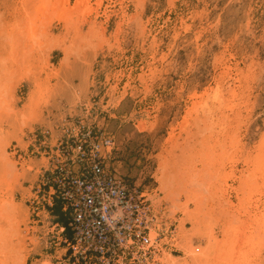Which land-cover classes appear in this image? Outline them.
Here are the masks:
<instances>
[{"label":"rangeland","instance_id":"obj_1","mask_svg":"<svg viewBox=\"0 0 264 264\" xmlns=\"http://www.w3.org/2000/svg\"><path fill=\"white\" fill-rule=\"evenodd\" d=\"M27 1L34 7L29 8ZM34 1L0 0V102H9L0 105V141L20 174L17 180L2 178L6 171L0 155V201L15 207L9 215H0V264L68 263L70 254L63 239L72 237L62 232L58 216L50 209L47 178L64 125L80 122L115 137L112 169L141 189H155L150 195L152 203L160 199L156 206L166 210L167 245L163 250L175 256L185 255L176 241L182 224L190 232L194 228L184 204L189 212L198 205L191 194L188 198L184 194L176 203L183 204L182 210L173 209V201L160 187L161 169L167 161L169 166L183 163L179 164L183 171L204 176L203 152L213 154L205 147L214 146L218 163L214 167L219 174L206 193L210 199L201 197V227L192 235V246L200 252L211 247L205 257L218 259L213 262L219 264L222 253L227 255L238 243L233 256L249 255L248 264H264V231L258 236L261 245L254 247L240 220L227 227L228 211L224 212L240 206L242 194L238 191L242 189L238 188L243 179L251 175L256 185L264 182V0H90L79 12L74 11L78 0H67L70 11L66 13L61 10L63 0ZM57 6L61 21L58 14L50 13ZM37 9H45V15H37ZM46 22L52 25L43 26ZM30 25L42 27L37 29L38 36L43 27L51 36L41 49L34 47L32 60L26 62L21 47L28 45ZM95 26V37L88 38ZM56 36L63 40L62 47L51 48L50 41ZM37 39L44 40L43 36ZM68 46L77 52L62 65ZM70 61L77 64L75 77L65 74ZM219 87L226 96L222 106L204 96ZM233 90L236 99L231 97ZM205 103L213 107L212 115H207ZM198 182L195 184L200 186ZM198 189L203 193L198 186L191 192L198 193ZM255 194L249 200L259 219L258 210L264 213V185ZM173 224L175 229L170 232ZM232 260L229 264H237V259Z\"/></svg>","mask_w":264,"mask_h":264},{"label":"built area","instance_id":"obj_2","mask_svg":"<svg viewBox=\"0 0 264 264\" xmlns=\"http://www.w3.org/2000/svg\"><path fill=\"white\" fill-rule=\"evenodd\" d=\"M116 149L115 137L98 126L80 122L63 127L47 184L50 206L57 198L69 215L73 236L63 239L70 254L67 264H148L160 252L166 210L153 207L155 189H141L110 167ZM158 220L161 227L153 240ZM174 229L173 224L169 230Z\"/></svg>","mask_w":264,"mask_h":264},{"label":"bare ground","instance_id":"obj_3","mask_svg":"<svg viewBox=\"0 0 264 264\" xmlns=\"http://www.w3.org/2000/svg\"><path fill=\"white\" fill-rule=\"evenodd\" d=\"M34 1V0H33ZM45 3H47V4H49L50 2H48V1H46V0H43ZM63 1H65L62 5H61V10H64V13H66L67 11H70V9L67 7L66 8V6L68 5V1L67 0H63ZM90 0H78L77 1V4H76V6H75V9H74V11L75 12H79V11H81V10H84V5L83 4H85L86 6H88V2H89ZM5 2V1H4ZM28 2V1H27ZM38 2V1H37ZM61 2V1H60ZM101 2H102V0H101ZM100 2V3H101ZM35 3V4H34ZM34 5H37L36 4V2L34 1ZM44 3V4H45ZM43 4V3H42ZM30 4H29V2H28V6H29ZM43 7L45 6V5H42ZM60 6V5H59ZM90 6V5H89ZM34 7V6H33ZM33 7H30L29 6V8H33ZM13 9V8H12ZM48 9V8H47ZM57 9H58V6H57V8H51L50 9V13H51V15H54L55 17H57L56 15L58 14V19H60V21H61V19L62 18H60L61 17V15H59V13L57 12ZM31 10H33V9H31ZM37 12H36V14L37 15H42V16H44L45 15V9H37L36 10ZM47 11H49V10H47ZM29 12V11H28ZM53 13V14H52ZM72 13H74V12H72ZM29 14V13H28ZM1 15V14H0ZM29 15H31V14H29ZM35 15V14H34ZM66 15V14H65ZM68 15V14H67ZM74 15V14H73ZM63 16V15H62ZM69 16V15H68ZM75 16V15H74ZM29 17V16H28ZM36 17V16H35ZM64 17V16H63ZM50 18H52V16L50 17ZM56 18V19H57ZM69 18V17H68ZM109 18V17H108ZM55 19V20H56ZM35 20V19H34ZM41 20V19H40ZM53 20V19H52ZM19 21V20H18ZM36 21V20H35ZM6 22V21H5ZM52 22V21H51ZM31 23H32V21H31ZM33 23H34V21H33ZM128 23V22H127ZM35 25H36V22L34 23ZM21 25V24H20ZM49 25H52L51 23H47L46 22V24H43V26H49ZM31 26V25H30ZM40 28H42V27H40ZM40 28H38V26H37V29H39V30H41ZM36 29V26H31V31H30V33H29V35L27 36V38H26V40H25V44H28V45H26V47L24 46V48L23 47H21V50H22V52H23V54H21V55H24V58L25 59H23V60H26V62H27V60L28 61H31L32 60V57H33V51H34V47L35 48H39V49H41L42 47H43V43L45 44L46 43V41H47V39L51 36L50 34L51 33H49V31L48 30H46L45 29V27H43V30L41 31V33L42 34H39L40 36H43V38H44V40H38L37 39V37H40V36H38V30ZM76 30V29H75ZM12 31H15V29H13ZM19 32V31H18ZM95 32H96V26L93 28V30L92 31H90L89 30V32H88V38L90 37H92V36H94L93 34H95ZM98 32V31H97ZM15 33V32H14ZM9 34V33H8ZM78 34V33H77ZM10 35H12V34H9V36ZM22 35V34H21ZM26 35H27V33H26ZM79 35V34H78ZM77 35V36H78ZM11 37V36H10ZM95 37V36H94ZM24 38V37H23ZM62 38V37H61ZM13 39H14V36H13ZM20 39V38H19ZM84 39H86V37L85 38H83V41H84ZM18 40V39H17ZM97 40V39H96ZM63 40H61L60 39V37H57L56 36V38H54L53 37V39L50 41L51 42V48H60V47H62V44H63V42H62ZM79 41V40H78ZM80 42V41H79ZM91 42V41H90ZM84 43V42H83ZM106 43V42H105ZM80 44H81V42L79 43V49L81 48V49H83L82 47H80ZM91 44H93V43H91ZM21 45V44H20ZM11 46H13V45H11ZM32 46H33V49H32ZM49 46V45H48ZM83 46V45H82ZM19 47V46H18ZM18 47H17V49H18ZM87 47V46H86ZM23 48V49H22ZM47 49H49V47H47ZM61 49H63V48H61ZM20 50V49H19ZM64 50V49H63ZM65 50H66V54H65V59L63 60V63H62V65L63 64H66L67 62H69V60H70V57L72 56V55H74L76 52H77V50L76 49H72V48H70L69 46L67 47V49L65 48ZM64 50V51H65ZM74 50H76V52L74 51ZM88 50V49H87ZM12 51V50H11ZM18 51V50H17ZM16 51V52H17ZM89 51V50H88ZM19 52V51H18ZM14 53H15V50H14ZM44 53V52H43ZM12 54V53H11ZM20 54V52L18 53V55ZM45 54V53H44ZM81 54V53H80ZM16 55V54H15ZM21 55H19V56H21ZM46 55V54H45ZM79 55V54H78ZM5 57V56H4ZM21 57H23V56H21ZM17 58V57H16ZM43 58V57H42ZM46 59V58H45ZM19 60V59H18ZM34 61V60H33ZM41 61V60H40ZM21 63H19L20 65L22 64V60L20 61ZM18 64V65H19ZM41 64V63H40ZM19 65V66H20ZM23 65V64H22ZM21 65V66H22ZM20 69V68H19ZM3 70V69H2ZM4 74V73H3ZM229 75V74H228ZM223 76V75H222ZM20 77V76H19ZM231 77V76H230ZM225 78V77H224ZM231 79V78H230ZM236 79V78H235ZM6 81V80H5ZM5 81H3V84H4V82ZM224 83V82H223ZM234 83V82H233ZM40 84V83H39ZM39 84H37V85H39ZM224 85V84H223ZM228 86V85H227ZM243 87V86H242ZM5 88V87H4ZM234 88V87H233ZM239 88V87H238ZM221 89V90H220ZM241 89V88H240ZM230 90V89H229ZM5 91V92H4ZM3 91V93H8L7 91H6V89ZM238 91V90H237ZM222 92H224L223 90H222V88L221 87H219V88H217V89H214L213 90V92L212 91H210V92H206V93H204L205 95L204 96H208V97H210V99H212V101H213V103H217V105H218V103H220V106H222V104L224 105L225 104V101H224V97H226V96H222ZM230 92V91H229ZM239 92V91H238ZM231 97H233V98H235L236 99V97H237V94H236V91H234L233 90V92L231 91ZM5 94H3L2 96L3 97H5V96H7V95H5ZM228 94V93H227ZM5 95V96H4ZM225 95H226V93H225ZM239 95V94H238ZM30 96H32V95H30ZM196 97V96H195ZM5 98H7L8 99V97H5ZM203 98V97H202ZM1 99V98H0ZM32 99H33V97H32ZM32 99L30 98V103H31V105H32ZM196 99H197V97H196ZM2 101V100H1ZM228 101V100H227ZM226 101V102H227ZM6 102V101H5ZM5 102H0V105H2L1 106V108L3 107V105L5 106L6 104H7V102L5 103ZM230 102V101H229ZM232 102V101H231ZM2 103H5V104H2ZM9 103V102H8ZM10 103H11V101H10ZM228 103V102H227ZM34 105V104H33ZM206 105V113H207V115H212V113H213V107L212 106H208L209 104L208 103H205L204 104V106ZM228 105H229V103H228ZM8 106V105H7ZM196 106H197V103H196ZM227 106V105H226ZM231 106V105H230ZM203 108V107H202ZM5 109V108H4ZM6 109H8V108H6ZM26 109V108H25ZM25 109H23V110H25ZM204 109V108H203ZM218 109V108H217ZM29 110V109H28ZM215 111V110H214ZM219 111V110H218ZM9 112H11L10 110H9ZM0 113H1V110H0ZM4 114H5V112H3ZM2 113V114H3ZM7 113V112H6ZM12 113V112H11ZM239 113V112H238ZM10 114V113H9ZM1 115V114H0ZM9 116V115H8ZM0 117H2V116H0ZM18 117V116H17ZM22 117H23V119H24V117L25 116H23L22 115ZM206 117V116H205ZM4 118V117H3ZM27 118L28 117H26V120H27ZM199 118V117H198ZM225 118V117H224ZM188 119V118H187ZM0 120H1V118H0ZM185 121V120H184ZM200 121V120H199ZM1 122H2V120H1ZM185 123H187V125H188V122H187V120H186V122ZM28 124V123H27ZM193 124H194V122H193ZM197 124V123H196ZM5 125V124H4ZM2 126V125H1ZM184 126V125H183ZM203 126H204V124H203ZM206 126V125H205ZM211 126V125H210ZM205 128V127H204ZM199 129V128H198ZM207 130V129H206ZM220 130V129H219ZM190 131V130H189ZM204 131V130H203ZM3 133V132H2ZM199 133V132H198ZM203 134V133H202ZM226 134V133H225ZM2 135V134H1ZM200 135H201V133H200ZM224 135V134H223ZM195 136V135H194ZM193 136V137H194ZM226 136V135H225ZM224 137V136H223ZM187 138V137H186ZM197 138H198V136H197ZM219 138V137H218ZM217 138V139H218ZM226 138V137H225ZM228 138H229V136H228ZM194 139V138H193ZM214 139H215V137H214ZM220 139V138H219ZM236 139V138H235ZM262 139V138H261ZM0 140H2V139H0ZM191 140V139H190ZM195 140V139H194ZM3 141V140H2ZM186 141H189V140H186ZM199 141V140H198ZM215 141V140H214ZM225 141V140H224ZM261 141H263V140H261ZM260 141V142H261ZM200 142V141H199ZM218 142H219V140H218ZM223 142V141H222ZM201 143V142H200ZM216 143V142H215ZM221 143V142H220ZM224 143V142H223ZM227 144V143H226ZM261 144V143H260ZM264 143H262L261 145H263ZM217 145V144H216ZM172 146V145H171ZM195 146H198V145H195ZM202 146V145H201ZM179 147V146H178ZM185 147V146H184ZM191 147V146H190ZM210 147H212V146H210V145H207L206 147H205V149L207 150L208 148V150H210V152L211 151H213V154H211V153H209V152H207L206 150V152H203V153H205V156H204V159L202 160V162L204 163V161H205V167L203 168L202 167V169H201V172L204 174V176L202 175V174H200V172H197V173H195L194 175L192 174V173H187L186 171H183V168L181 169L180 168V166H179V164L178 165H176V164H173L174 166H169V161H167L168 163H166V162H164V166H163V168L161 169L162 170V175L160 176V178H159V182H160V187L162 188V190L164 191V192H166L167 193V198L168 199H170V200H172L173 201V205L171 206L173 209H177V210H182V205H180V204H176L178 201H180V197L181 196H183L184 194H186V196H187V198H188V196L191 194V196H192V199L197 203V205H198V208L197 209H195V210H192L191 212H189V206H188V204H184V205H186V208L184 207V212H185V214L186 215H188V219H191V221L194 219V228H193V230L190 232V231H188V230H185V226H184V224H182V228H181V230H180V232H179V237L176 239V241H178L180 244H179V247L181 248V250L182 251H184V256H175V255H173V254H171V253H167L166 252V250H163L164 249V246H163V244H162V242H164V241H166V235L163 237V239L159 242L161 245H160V247H159V250H160V252L159 253H157V254H155V255H153L150 259H147V263L148 264H214V262L213 261H217L218 259H215L214 260V258H212V257H205V254H207L208 253V249L209 248H211V247H209V248H206V249H204V248H202V251L203 252H200V251H195V249H194V247L192 246L193 245V236L195 235H193V233H195V231H197V232H199V230H200V225H198V222H199V218H198V213H200L201 212V207H200V204H201V201H203L204 200V198H206L207 196V200H208V198H209V195H207L206 193H208V192H210V188L212 187V179H215V177L217 176V174H219L218 173V170H215L216 168L214 167V165L215 166H218V163H217V161H215V159L217 158L216 156V158L214 159V148L212 147V148H210ZM217 147V146H216ZM218 147H219V145H218ZM232 147H233V145H232ZM238 147V146H237ZM173 148V147H172ZM192 148V147H191ZM198 147H196V149H197ZM200 148V147H199ZM222 148V147H221ZM224 148V147H223ZM234 148V147H233ZM6 149H7V146H5V145H3L2 143H1V141H0V155L2 156V158H3V160H4V162H3V169L6 171L5 172V174H4V176H2V178L3 177H5V180H7V181H9L10 180V178H12V180H17L18 179V177H19V173H18V169H17V164L15 163V162H13L11 159H9V157H8V154L6 153ZM201 149H202V151H203V149H204V146H202L201 147ZM186 150V149H185ZM187 150H189V149H187ZM193 150H195L194 148H193ZM262 151H264V150H262ZM8 152V151H7ZM169 152V151H168ZM190 152H192V151H190ZM220 152H221V149H220ZM258 153H259V151H257ZM198 153V152H197ZM199 153H200V151H199ZM223 154V153H222ZM257 154V153H256ZM219 155H220V153H219ZM258 155V154H257ZM221 157V156H220ZM225 157V156H224ZM203 158V157H202ZM246 158V157H245ZM244 158V159H245ZM261 158H263V157H261ZM167 159V158H166ZM162 160V159H161ZM184 160V159H183ZM226 161V160H225ZM231 162H232V160H230ZM259 161H260V159H259ZM181 162V161H180ZM188 162V161H187ZM199 162V163H198ZM198 162H196V163H198V164H202V163H200V159H199V161ZM218 162H221L220 161V159H219V161ZM249 162H250V160H249ZM224 163V162H223ZM227 163V162H226ZM229 163V162H228ZM252 163V162H251ZM262 163V162H261ZM171 164V165H172ZM181 164H183V163H181ZM180 164V165H181ZM190 164V163H189ZM188 164V165H189ZM220 164V163H219ZM176 165V166H175ZM247 165V164H246ZM249 165V164H248ZM262 165V164H261ZM169 166V167H168ZM179 166V167H178ZM187 166V165H186ZM194 166V165H193ZM222 165H220V167H221ZM264 166V165H263ZM182 167H184L185 168V166H182ZM231 167V166H230ZM257 167H259V165L258 164H256L255 165V169L257 168ZM262 167V166H261ZM31 168V167H30ZM189 167H187V170L189 171L190 170V168L188 169ZM193 168H195V167H193ZM251 168V167H250ZM2 169V170H3ZM197 169V168H196ZM196 169H194V170H196ZM260 169V168H259ZM160 170V171H161ZM200 170V169H199ZM261 170H263V169H261ZM28 171V170H27ZM193 171V170H192ZM186 172V173H185ZM196 172V171H195ZM255 172H259V173H261L259 170H255ZM254 172V173H255ZM27 173V172H26ZM252 173V172H251ZM253 173V175L255 176V177H259V178H262V177H260V176H257L256 174H254ZM220 174H221V172H220ZM248 174V173H247ZM264 174V173H263ZM203 176V177H200V176ZM232 175V174H231ZM226 177V176H225ZM228 177V176H227ZM231 177V176H230ZM233 177V176H232ZM231 177V178H232ZM202 179L203 180V182H201V180L200 179ZM222 178H224V177H222ZM230 178V179H231ZM242 178V177H241ZM256 178V180H258ZM3 180V179H2ZM200 180V182H198ZM233 180V179H232ZM262 181H264V178H262L261 179ZM11 181V180H10ZM221 181V180H220ZM255 181V178H252L251 177V175H250V177H248L247 176V179L245 180V179H243V181H242V183H241V185H240V187L238 188V189H242V190H239L238 192H239V194H242V197L240 198V200H241V202H240V206L239 207H237V209H232V208H230V207H228V208H225L224 209V212H226V211H228V212H226V217H225V219H227V227L228 226H230V225H232L231 223L232 222H234V220L235 221H239L240 220V223H241V225H243V227H244V231L246 232L247 230H248V232L250 233V235L248 236L249 237V239H252V240H250V243L255 247V246H257V245H261V243H259L260 241H258V236L261 234V232H263L264 231V213H262V214H260V212H259V210H258V214L260 215H258V217H260L259 219H257V211L256 210H253V207L250 205V200L249 199H251V197L253 196V195H256L255 194V191H260L261 189H263V185H264V182H263V184L261 185L260 184V186L259 185H256L255 183H253ZM201 183L200 184V186H199V184L197 185V184H195V183ZM239 182H241V181H239ZM259 182V181H258ZM11 183V182H10ZM6 184V183H5ZM220 184H222V183H220ZM225 184V183H224ZM224 184H222V185H224ZM255 184V185H254ZM198 187H200L201 188V190L203 191V193H201V191L200 192H196L195 191V193H192L193 191H192V188H196L197 186ZM196 186V187H195ZM191 187V188H190ZM217 187V186H216ZM233 187V186H232ZM3 188V187H2ZM225 189V188H224ZM232 189V188H231ZM195 190V189H194ZM223 190V189H222ZM192 191V192H191ZM225 191V190H224ZM224 191H223V193H224ZM216 192V191H215ZM222 192V191H221ZM251 194H253V195H251ZM215 195V194H214ZM224 195V194H223ZM222 195V196H223ZM258 195V194H257ZM259 195H261V194H259ZM219 196V195H218ZM230 196V195H229ZM241 196V195H240ZM201 197H204L202 200H201ZM215 197V196H214ZM238 198H239V196H238ZM210 199V198H209ZM213 200H214V198H212ZM211 199V200H212ZM253 199V198H252ZM226 201V200H225ZM152 202V201H151ZM160 202V199H158V202H157V200H154L153 201V207H155V209H157L158 207L156 206V204L157 203H159ZM230 202V201H229ZM186 203H188L187 201H186ZM211 203V202H210ZM252 203V202H251ZM253 204V203H252ZM196 205V204H195ZM194 205V206H195ZM228 206V205H227ZM231 207H234V206H232V203H231ZM12 209H15V207H13L12 205H11V202H8V201H0V215L1 216H7V215H9L10 214V212H11V210ZM255 209V208H254ZM223 211V210H222ZM175 211L173 210V212H171V213H174ZM256 212V213H255ZM190 214H192L194 217L192 218V217H190L191 215ZM223 214V213H222ZM167 215H169V214H167ZM206 216V215H205ZM9 217V216H8ZM172 217V216H171ZM203 217V216H202ZM19 218V217H18ZM206 218H207V216H206ZM245 218V219H244ZM204 220H205V218H204ZM247 220V221H246ZM155 223V228L154 229H152L151 230V238L153 239V240H155L156 238H157V235H158V229H159V227H158V224H159V226L161 227V223H160V220H158V221H155L154 222ZM196 223V224H195ZM239 223V224H240ZM237 224V223H236ZM178 227H180V226H178ZM234 227V226H233ZM239 227V226H238ZM235 228V227H234ZM166 229V230H165ZM165 231H167V228H166V223H165ZM240 229V228H239ZM5 230H7V229H5ZM160 230V229H159ZM223 230H224V228H223ZM243 230V229H242ZM225 231V230H224ZM222 232V231H221ZM242 233V232H241ZM247 233V232H246ZM235 234V233H234ZM243 234V233H242ZM241 234V235H242ZM193 235V236H192ZM204 235H205V233H204ZM223 235H225V233L223 234ZM173 236V235H172ZM233 236V235H232ZM242 236H244V235H242ZM1 237H2V235H1ZM171 237V236H170ZM175 236H173V238H174ZM245 238V237H244ZM263 238V237H262ZM214 239V238H213ZM216 239V238H215ZM214 239V240H215ZM228 239H230V238H228ZM3 240V239H2ZM236 240V239H235ZM12 241V240H11ZM237 242L239 241V240H236ZM235 241V242H236ZM244 241V240H243ZM5 242V241H4ZM209 242H210V244H211V242H213V240H210L209 239ZM241 242V241H240ZM5 243H7V242H5ZM176 243V242H175ZM174 243V244H175ZM218 243V242H217ZM220 243H222V242H220ZM232 243H234L233 241H232ZM264 242H262V244H263ZM10 244V243H9ZM227 244V243H226ZM238 244V243H237ZM236 244V245H237ZM249 244V243H248ZM255 244H257V245H255ZM217 245V244H216ZM236 245H235V247H236ZM243 245H246V244H243ZM12 246H14V245H12ZM231 246V245H230ZM230 246H228L229 247V249H230ZM233 246V245H232ZM247 246V245H246ZM250 246V245H249ZM253 246H252V248H253ZM235 247H233V248H235ZM238 247V246H237ZM258 247V246H257ZM1 248V247H0ZM8 248H10V247H8ZM14 248V247H13ZM217 248V247H216ZM223 249V245L222 244H219V249ZM232 248V251L229 253L228 252V254L226 255V253L224 252V253H222V258L223 257H225V258H219V261L220 260H222V261H220L219 262V264H229L230 262H233V258H235V259H237V264H248V261H250V258H249V260H247L246 261V259H248L247 257H242L241 255H240V257L239 256H237V257H235V256H233L235 253H234V249ZM248 248V247H247ZM250 249L251 248H249V251H250ZM254 249V248H253ZM2 250H3V248H2ZM7 250V249H6ZM9 250V249H8ZM235 250H236V248H235ZM244 250H245V248H244ZM10 251V250H9ZM12 251V250H11ZM214 251H216V250H214ZM223 251H224V249H223ZM254 251V250H253ZM161 252H162V254H161ZM240 253H241V251H240ZM250 253V252H249ZM23 254V253H22ZM161 254V255H160ZM202 254L204 255V256H202ZM251 254V253H250ZM215 255H216V252H215ZM220 255V254H219ZM228 256V257H230V258H227L226 256ZM243 255V254H242ZM252 255V254H251ZM253 256V255H252ZM251 256V257H252ZM26 257V256H25ZM242 257V258H241ZM201 258H203V259H201ZM258 258V257H257ZM202 261L204 262V263H202ZM211 261V262H210ZM218 263V262H217ZM216 264V263H215ZM232 264V263H231ZM235 264V263H234ZM249 264H251V263H249Z\"/></svg>","mask_w":264,"mask_h":264},{"label":"trees","instance_id":"obj_4","mask_svg":"<svg viewBox=\"0 0 264 264\" xmlns=\"http://www.w3.org/2000/svg\"><path fill=\"white\" fill-rule=\"evenodd\" d=\"M51 211L58 216V223L62 224V227L65 228V234L67 236H73V233L71 231V228L69 226V222H70V219H69V215L66 214L65 212H63V205H62V202L61 200L59 199H55L54 201V205L50 208Z\"/></svg>","mask_w":264,"mask_h":264},{"label":"crops","instance_id":"obj_5","mask_svg":"<svg viewBox=\"0 0 264 264\" xmlns=\"http://www.w3.org/2000/svg\"><path fill=\"white\" fill-rule=\"evenodd\" d=\"M84 29H88V26L87 28L84 27ZM57 51V50H56ZM102 53V49L99 50V55ZM88 55V53H87ZM63 58V57H62ZM61 58V59H62ZM73 64V65H72ZM77 68V64L73 61H70V68L68 70H66V73H65V70H64V73L68 76V77H75L74 75V72H75V69ZM27 154V152L25 153ZM30 160H32V158H29ZM39 160L41 161L42 158H39ZM36 173H32V175H35ZM31 176V175H30Z\"/></svg>","mask_w":264,"mask_h":264}]
</instances>
